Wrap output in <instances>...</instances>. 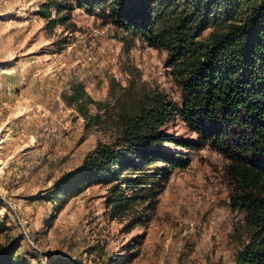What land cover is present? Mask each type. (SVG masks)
I'll use <instances>...</instances> for the list:
<instances>
[{
	"label": "rangeland",
	"instance_id": "1",
	"mask_svg": "<svg viewBox=\"0 0 264 264\" xmlns=\"http://www.w3.org/2000/svg\"><path fill=\"white\" fill-rule=\"evenodd\" d=\"M53 1L74 9L58 13ZM46 6L64 24L51 27ZM159 96L184 101L165 49L79 0H0V251L23 264H235L250 232L231 205L232 162L209 145L177 144L197 138L180 115L160 127L174 140L161 148L191 162L173 169L144 224L109 216L107 186L61 209L46 197L89 151L116 141L122 115Z\"/></svg>",
	"mask_w": 264,
	"mask_h": 264
},
{
	"label": "trees",
	"instance_id": "2",
	"mask_svg": "<svg viewBox=\"0 0 264 264\" xmlns=\"http://www.w3.org/2000/svg\"><path fill=\"white\" fill-rule=\"evenodd\" d=\"M51 4L58 13L74 9ZM79 5L165 49L184 101L180 106L160 96L140 100L122 115L116 141L89 151L78 168L57 179L48 200L61 209L89 187L103 185L111 218H127L128 227L144 224L173 169L191 162L161 148L174 140L160 127L180 115L197 138L177 144L189 150L209 145L232 162L228 173L237 191L231 205L246 213L250 232L235 264H264V0H79ZM46 7L51 27L64 24L65 16L51 18ZM0 264L23 263L12 250H2ZM52 264L78 263L59 257Z\"/></svg>",
	"mask_w": 264,
	"mask_h": 264
}]
</instances>
